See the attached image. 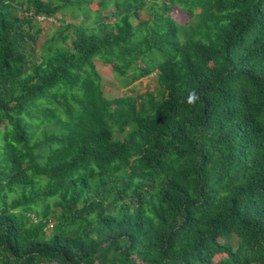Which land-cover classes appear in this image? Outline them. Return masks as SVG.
<instances>
[{
    "label": "trees",
    "instance_id": "obj_1",
    "mask_svg": "<svg viewBox=\"0 0 264 264\" xmlns=\"http://www.w3.org/2000/svg\"><path fill=\"white\" fill-rule=\"evenodd\" d=\"M0 264H264V0H0Z\"/></svg>",
    "mask_w": 264,
    "mask_h": 264
},
{
    "label": "rangeland",
    "instance_id": "obj_2",
    "mask_svg": "<svg viewBox=\"0 0 264 264\" xmlns=\"http://www.w3.org/2000/svg\"><path fill=\"white\" fill-rule=\"evenodd\" d=\"M148 12L143 11L141 12L142 18H147ZM171 15L176 17L180 20H185V14L183 11L174 8L171 11ZM42 20V18H40ZM71 21V19H69ZM75 22H79L76 20ZM42 26L44 28L43 34L39 40V43L42 44L47 37L48 33L55 31L56 27L60 25L58 21L53 18L42 20ZM98 64L99 71L103 77V85L105 94L109 98H115L118 96H122L125 94H136V93H143L146 90H157L159 89V85L157 82V76L155 74H151L150 76L141 78L140 80L136 81L135 83L126 86L123 84V76L117 74L109 65L103 64L101 61Z\"/></svg>",
    "mask_w": 264,
    "mask_h": 264
},
{
    "label": "clouds",
    "instance_id": "obj_3",
    "mask_svg": "<svg viewBox=\"0 0 264 264\" xmlns=\"http://www.w3.org/2000/svg\"><path fill=\"white\" fill-rule=\"evenodd\" d=\"M193 99H195V95H194V94H193L192 96L189 97V100H190V101L193 100Z\"/></svg>",
    "mask_w": 264,
    "mask_h": 264
}]
</instances>
